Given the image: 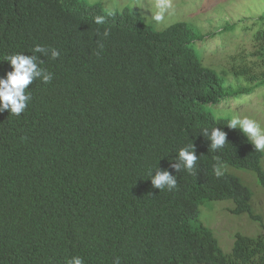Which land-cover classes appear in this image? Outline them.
Segmentation results:
<instances>
[{"label":"trees","instance_id":"obj_1","mask_svg":"<svg viewBox=\"0 0 264 264\" xmlns=\"http://www.w3.org/2000/svg\"><path fill=\"white\" fill-rule=\"evenodd\" d=\"M101 15L106 23H94ZM239 23L158 30L135 9L88 0H0V76L16 53L36 55L53 73L26 89L32 100L21 115L0 113V264L74 256L85 264H264V232L237 233L225 253L199 221L204 201L231 200L232 214H248L264 231L252 190L231 173L254 172L264 188V154L227 127L230 118L206 109L245 101L264 85V14ZM239 27L252 50L231 55L226 40ZM209 37L220 40L213 52L222 57L207 63L196 47ZM37 44L59 58L33 53ZM213 127L228 134L217 151L201 134ZM187 145L198 156L191 174L171 168ZM217 157L227 165L221 178ZM159 167L177 177L174 190L152 186L149 172Z\"/></svg>","mask_w":264,"mask_h":264},{"label":"rangeland","instance_id":"obj_2","mask_svg":"<svg viewBox=\"0 0 264 264\" xmlns=\"http://www.w3.org/2000/svg\"><path fill=\"white\" fill-rule=\"evenodd\" d=\"M88 1L90 3H100L104 8L114 11H123L126 8L135 9L139 11L146 22L152 23L158 30L174 23L187 21L196 28L200 27L204 33L214 32L219 27H224L227 23L236 24L247 18H257L264 14V0H171L174 6L173 14L167 15L164 21L157 24L151 19V11L154 12L156 10L154 7L156 0ZM250 21L249 19L248 22ZM226 34L229 33L224 35ZM251 40V34L239 27L228 35L226 45L230 47L228 51H230L231 55H234L233 53L242 55L252 50ZM199 43L201 51L196 47L197 52L200 56L203 55L207 63H210L212 56L222 57L213 52H220V40L216 37H209ZM256 69L262 70V68ZM242 99L236 98L237 101L228 100L218 105L207 106L206 109L216 117L231 119L233 115L249 116L258 120L261 127L264 128V85L251 95H248L245 101H241ZM232 169L231 173L239 177L252 190L254 194L252 204H254L253 207L256 209V213L264 215V188L258 185L256 174L248 170ZM233 207L234 203L231 200L204 201V203L200 204L199 221L214 232L225 253H230L232 250L237 233L256 236L264 232L259 223L253 221L248 214H232L230 208Z\"/></svg>","mask_w":264,"mask_h":264},{"label":"clouds","instance_id":"obj_3","mask_svg":"<svg viewBox=\"0 0 264 264\" xmlns=\"http://www.w3.org/2000/svg\"><path fill=\"white\" fill-rule=\"evenodd\" d=\"M155 11H151V19L159 24L165 20L167 15H172L174 6L171 0H156L154 5ZM141 8V7H140ZM145 9V8H141ZM111 15V13H109ZM94 23L102 25L106 23L104 16H96ZM110 34L109 29H105L104 36ZM103 49V44L99 45ZM51 54L53 60L59 58L60 52L56 48H46L43 45L37 44L33 48V53H41L43 56ZM99 55V52L97 53ZM5 60L10 63L11 71H8L5 76H0V113L10 111L11 115H21L28 104L32 100L30 92L26 93V89L33 84L35 80H41L48 84L53 79V73L41 68L39 65L43 63L41 58L36 55H26L23 53L10 54L5 57ZM227 127L229 129H239L243 135L254 146L255 152L264 154V128L258 120L249 116L233 115L228 121ZM203 136L211 141L210 149L217 151L224 148L227 140V132L220 127H213L211 131L207 128L202 130ZM198 156L193 145H187L181 148L178 152V157L171 168L179 172L182 168L193 173L196 166ZM217 163L213 165V171L217 178H221L227 171V165L222 163L219 158H216ZM151 184L154 188L163 191L167 189L172 191L177 187V177L169 170L161 169L160 167L155 172H149ZM65 264H85V261L80 256H74L65 261ZM113 264H121L119 257H116Z\"/></svg>","mask_w":264,"mask_h":264}]
</instances>
